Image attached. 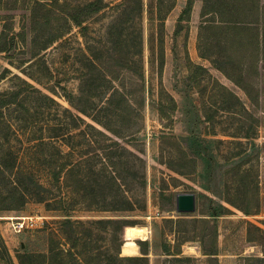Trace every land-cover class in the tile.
<instances>
[{
  "label": "rangeland",
  "instance_id": "374dc122",
  "mask_svg": "<svg viewBox=\"0 0 264 264\" xmlns=\"http://www.w3.org/2000/svg\"><path fill=\"white\" fill-rule=\"evenodd\" d=\"M105 1L108 3L105 8L85 20L86 28L70 27L37 56L31 53L29 12L0 9V15H13L14 31L21 30L22 26L25 31V42L18 43L15 50L0 52V74L4 73L0 78V154L4 153L9 160L17 157L26 185L31 179H38L50 186L44 165L49 159L81 161V167L86 168L88 163H92L91 168L101 167L99 159L104 155L100 147L109 142L87 126L92 124L103 130L90 117L78 112L74 103L91 112L93 103L105 101L108 90L101 86L97 70H90V60L110 59L111 37L116 39L121 33L124 39L121 45H126L125 54L132 55L140 65L143 71L140 81L144 85L142 109L112 124L126 133L125 138L105 131L130 152L123 153L124 163L118 169L126 176L125 185L121 186L131 198L133 208L106 210L95 204L88 209L80 202L72 209H48L46 202L53 203L50 201L59 196V190L54 187L51 194L45 193V201L31 197L20 204V195L14 194L19 199L13 202L17 208L0 210V236L12 261L19 264L17 256L23 253H46L51 239L54 244L60 241L61 247L68 248L61 221L69 217L85 223L78 228L91 232V245L100 251H113L111 233L116 231L121 243L120 256L143 255L147 257V264H204L200 243L191 239L184 241L182 237L191 236L192 218L205 216L217 225V264H264V238L246 239L250 223L264 228V92L260 91L259 104L255 105L248 93L229 81L222 70L240 78L249 89L256 85L261 90L262 75L254 78L249 67L239 74L238 69L224 60L225 45L210 37L215 30L200 28L202 20L209 17L200 16V6H195L196 3L178 33H175L177 18L186 0H175L173 8L165 15L161 66L156 0H143L139 21L129 20L130 11L121 23H115L119 9L112 6L121 0ZM2 21L0 18V30ZM138 34L141 52L134 54L138 51L135 38ZM86 73L93 75V80L89 88H83L93 100H78L81 79ZM133 77L128 73L123 79L128 88L139 81ZM41 93L53 100L45 99ZM165 94L171 95L176 104L170 119H160L157 109L158 103L167 104ZM26 109H29L27 114ZM23 114L27 115L26 120L19 118ZM98 117H102V113ZM174 140L180 143L188 158L195 159L193 180L173 172L163 163L172 164L174 159L178 165ZM236 165L250 176L258 172L260 211L257 214H245L225 201L226 195L236 194L240 205L244 204L239 184L242 180L231 170ZM250 176L247 180L252 179ZM234 179L235 185L232 184ZM61 181V196L82 201L66 186L71 179ZM6 189L4 193L11 192L7 196H12L10 187ZM99 191L102 193L103 189ZM185 192L195 194V208L191 212L176 210V194ZM176 218L186 221L180 224L179 232H174L168 221ZM21 219H25V223L18 231L17 222ZM99 219L118 223L112 226L90 223ZM131 225L147 227V238L127 240L124 229ZM178 241L182 246L177 256L195 257L198 262H175L173 254L164 252V242L174 245ZM0 249L4 251L1 243Z\"/></svg>",
  "mask_w": 264,
  "mask_h": 264
},
{
  "label": "trees",
  "instance_id": "16d2710c",
  "mask_svg": "<svg viewBox=\"0 0 264 264\" xmlns=\"http://www.w3.org/2000/svg\"><path fill=\"white\" fill-rule=\"evenodd\" d=\"M105 0H89L84 3H71L67 0H0V9L4 11L11 10H26L29 12L28 19L31 32V48L32 55L37 56L40 51L45 50L48 46L52 45L56 40L62 37L66 30L72 26L86 28L84 25L85 20L91 15L98 13L107 6ZM175 0H156L157 19L159 21L160 29V65H163V50H162V35L161 31L164 26L165 15L173 8ZM194 0H186L185 6L178 15V23L176 25L175 33H178L182 27L181 23L190 18ZM255 0H203L200 16L204 19L205 24L201 23L200 28H211L216 33L211 34V38H214L217 43H223L225 50L228 52H234L239 54L242 51V38H244L245 26H247L250 16L253 15ZM119 9V16L115 23L123 21L125 14L132 12L129 20L137 22L141 18L143 11V0H121L118 3L112 5ZM2 22V29L0 30V52H9L15 50L18 43L25 42V31L23 29L19 31L13 30V15L9 13H3L0 15ZM127 18V17H126ZM121 19V20H120ZM219 22L220 24L216 23ZM235 32H238L236 34ZM121 33H118L116 39H112L111 44L113 46L110 59L104 62L90 60V70H97L99 73L102 85L105 87L107 97L102 103L91 105L92 111H87L86 108H81L74 103L75 109L84 116L90 117L97 125H100L103 130L97 129L95 125L87 124L97 132L102 138L106 139L109 144L105 147H100L103 152L101 167H93L92 163H88L86 167H81V161L71 163L69 161H44V165L47 167L48 180L50 186H46L38 179H31L27 185L24 182V175L22 168L20 167V161L13 157L11 160L7 159L4 153L0 154V210H8L17 208L14 205V194L20 195L19 203L22 204L27 198H36L39 201H45V193H52V188L59 190L58 198H53V203L46 202L48 209H72L76 203L83 202L86 208L90 209L95 204L99 205L101 209L106 210H130L133 208V203L130 197L127 196L121 185H125L126 176L123 175L118 167L123 162L122 156L124 152H128L125 147L120 145L117 140L112 139L106 132L115 135L118 138L124 139L126 133L117 130L113 127V122L122 121L124 117L129 113L139 112L142 109L144 99V85L140 79H143V71L141 67H138V62L132 55L128 56L125 51L126 45H121L123 42ZM138 43L137 54L141 52V38L140 34L136 36ZM244 45V44H243ZM132 56V57H131ZM238 69V73L242 72L243 67H234ZM253 73H257V68L250 67ZM222 70V69H221ZM226 76L235 78L230 73L222 70ZM128 73L133 78L138 79L137 83H133L132 88H128L124 83V78L128 76ZM258 74V73H257ZM4 76V73L0 74V78ZM93 75L86 73L81 79V86L78 100L92 99V95L87 93L83 86L89 88L92 83ZM262 88L258 89L256 85L250 89L247 88L242 81L237 78L233 81L236 85L244 89L249 97L252 99L255 105L259 104V93L264 92V71L262 72ZM117 82V83H114ZM28 86L32 85L26 83ZM128 88V89H127ZM161 91H164L161 89ZM232 93V92H231ZM42 94V93H41ZM167 96V104L158 103L157 109L159 118L166 117L170 119L171 113L176 106L175 100L169 94ZM42 96L48 100H53L51 97L42 94ZM70 99V98H69ZM77 99V98H76ZM71 100V99H70ZM20 100L18 101V103ZM68 111V110H67ZM72 114L70 111H68ZM93 112V113H92ZM29 113V109H26V114ZM102 113V117H98V114ZM21 115V120H26L27 115ZM139 114V113H136ZM80 120L82 117L78 116ZM207 118V117H206ZM106 131V132H105ZM173 151L177 154L178 165L175 164V160L172 159V164L163 161L167 166L175 173L190 178L191 173L195 169V159L188 158L186 151L182 149L180 143L176 140L172 141ZM120 151V152H118ZM69 152V151H67ZM130 153V152H128ZM68 154V153H64ZM5 156V157H2ZM68 156V155H65ZM175 161V162H174ZM182 165H180V163ZM122 167V166H121ZM231 170H234V176L241 178L240 189L243 198V205H240L237 201V195H226L225 201L231 206L241 210L245 214H257L260 211V193L258 183V172L256 175L250 176L245 169H241L240 165L233 166ZM243 170V171H242ZM97 172V173H95ZM251 180H247L248 177ZM26 177V176H25ZM71 179V183H66V186H70L72 193H75L80 197L82 201H75L73 199L64 198L60 194L61 180L67 181ZM236 179L232 180V184L235 185ZM6 187H10L11 192L4 193ZM107 191L104 192V189ZM99 189H103L101 193ZM227 194L229 192L227 191ZM239 195V194H238ZM2 196V197H1ZM37 196V197H36ZM15 206V207H13ZM19 206V205H18ZM226 210V209H225ZM68 216V215H66ZM173 225L174 232L180 231V224L184 221L183 218L168 219ZM90 223H102L117 225L118 221L106 219V220H93ZM84 222L80 220H72L69 217L64 218L61 221L63 227V234L65 241L69 244L68 248H63L60 245V241L56 244L53 243V239L50 241L48 251L45 252H31L23 253L17 256L19 264H147L146 256H120V246L118 234L116 231H112L111 239L113 243V251L108 253L106 251H100L98 247L91 245L92 238L91 232H83ZM191 236L182 237V240H195L200 243V251L204 256V264H217L218 255V230L217 225L209 220L208 217H196L191 220ZM246 233V239L248 241H256L264 238V228L250 223ZM251 228L254 230H251ZM256 233L258 237H256ZM0 243L2 248L0 249V264H14L9 252L4 245L0 236ZM262 243V241H260ZM164 252L170 255H174L175 262H198V258L189 256H177L181 253V242L178 241L174 245L169 242H164Z\"/></svg>",
  "mask_w": 264,
  "mask_h": 264
},
{
  "label": "crops",
  "instance_id": "0c3cea01",
  "mask_svg": "<svg viewBox=\"0 0 264 264\" xmlns=\"http://www.w3.org/2000/svg\"><path fill=\"white\" fill-rule=\"evenodd\" d=\"M195 3V6H200L201 11L203 0H195L194 4ZM204 23L205 21L203 22V24ZM216 23L220 24L219 22ZM242 30H244L245 33V37L242 38L243 52L234 54L233 51L228 52L227 50H229V48H227V52L223 55L224 60L234 67L242 66V71H246V68L248 67H255L257 68L258 74L254 73V78H261L262 72L264 71V0H255L253 15L250 16V20H248L247 26H245ZM235 33L238 34V32ZM226 77L229 81H232L235 84L233 80L236 78H233L232 80L228 76ZM237 79L239 81H242L240 78ZM236 86L240 87L238 85Z\"/></svg>",
  "mask_w": 264,
  "mask_h": 264
},
{
  "label": "water",
  "instance_id": "95a60500",
  "mask_svg": "<svg viewBox=\"0 0 264 264\" xmlns=\"http://www.w3.org/2000/svg\"><path fill=\"white\" fill-rule=\"evenodd\" d=\"M195 208V194L192 192L176 194V210L191 212Z\"/></svg>",
  "mask_w": 264,
  "mask_h": 264
},
{
  "label": "bare ground",
  "instance_id": "6f19581e",
  "mask_svg": "<svg viewBox=\"0 0 264 264\" xmlns=\"http://www.w3.org/2000/svg\"><path fill=\"white\" fill-rule=\"evenodd\" d=\"M124 230H125L124 235L127 240H134L138 237L142 239L147 238L148 229L145 226L131 225V226H126Z\"/></svg>",
  "mask_w": 264,
  "mask_h": 264
},
{
  "label": "built area",
  "instance_id": "2783aa9c",
  "mask_svg": "<svg viewBox=\"0 0 264 264\" xmlns=\"http://www.w3.org/2000/svg\"><path fill=\"white\" fill-rule=\"evenodd\" d=\"M22 221H19V222H17L18 223V231H20L21 230V228L23 227V225H24V223H25V219H21ZM31 221H30V226H33V221H32V219H30ZM29 225L28 224H26V227H28Z\"/></svg>",
  "mask_w": 264,
  "mask_h": 264
}]
</instances>
